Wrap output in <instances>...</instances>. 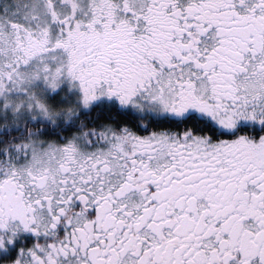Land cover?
<instances>
[{
    "label": "snow or ice",
    "instance_id": "1",
    "mask_svg": "<svg viewBox=\"0 0 264 264\" xmlns=\"http://www.w3.org/2000/svg\"><path fill=\"white\" fill-rule=\"evenodd\" d=\"M0 264H264V0H0Z\"/></svg>",
    "mask_w": 264,
    "mask_h": 264
}]
</instances>
